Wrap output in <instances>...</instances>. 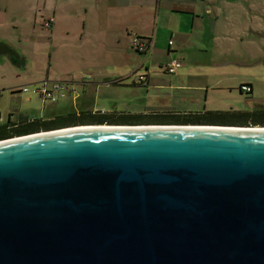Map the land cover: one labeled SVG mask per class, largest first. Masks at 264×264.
<instances>
[{
    "label": "water",
    "instance_id": "95a60500",
    "mask_svg": "<svg viewBox=\"0 0 264 264\" xmlns=\"http://www.w3.org/2000/svg\"><path fill=\"white\" fill-rule=\"evenodd\" d=\"M0 264H264V126L0 139Z\"/></svg>",
    "mask_w": 264,
    "mask_h": 264
},
{
    "label": "crops",
    "instance_id": "0c3cea01",
    "mask_svg": "<svg viewBox=\"0 0 264 264\" xmlns=\"http://www.w3.org/2000/svg\"><path fill=\"white\" fill-rule=\"evenodd\" d=\"M41 4L53 9L52 34L62 37L64 47L83 52L77 67L85 69L80 73L86 77L77 86L71 82L74 89L57 101L20 92L21 84L14 83L22 80L0 81V127L8 133L24 134L13 129L70 114L77 118L67 126L90 125L95 117L88 112L100 111L90 109L85 97L105 89L132 95L119 106L128 111L127 121L112 125L264 126V116L244 121L234 115L264 111V0H43ZM15 7L11 0L0 1L1 33L21 35L22 26L4 22L7 16L20 14ZM136 34L153 37L147 64H138L130 54L139 53L132 47ZM170 39L175 41L171 52ZM0 44L17 51L10 39L0 37ZM163 51L165 59L157 60ZM5 54L0 53V60L7 62L10 55ZM21 55L27 66V56ZM172 58L182 62L174 73L167 70ZM138 75H145L147 83H138ZM29 80L36 84L43 79ZM242 84H249L251 92L241 91Z\"/></svg>",
    "mask_w": 264,
    "mask_h": 264
},
{
    "label": "rangeland",
    "instance_id": "374dc122",
    "mask_svg": "<svg viewBox=\"0 0 264 264\" xmlns=\"http://www.w3.org/2000/svg\"><path fill=\"white\" fill-rule=\"evenodd\" d=\"M11 1L16 6L15 9H18L16 12H20V14L7 16L4 22L11 26H22L23 29L20 33L21 35H11L9 32L6 35L0 31V37L12 40L13 45L17 47V51L15 52L18 55L20 54L22 60L21 62L18 60L14 62L11 56L7 58V62L6 60H0V81L7 83L22 80V82L14 83L21 84L22 86L31 84L32 82L29 79L32 77L43 80L49 78L51 81L63 82L68 88V95L70 89H74L70 86L71 82L76 85L83 77H86L80 73L84 72L85 69L83 67H77L79 65L78 57L83 52L78 51L76 47H64L61 44V42L63 43L62 37L59 35L54 36L49 28L50 26H45L46 21L53 17V9L51 7L43 8L41 4L43 0ZM29 7L31 11L28 16L29 12L27 11ZM38 8H41V11H37ZM11 31L12 29H10ZM238 52L243 53V50L238 49ZM23 53L29 61L27 66L24 64V57L21 55ZM163 53L164 51L157 54V57H159L157 60L165 59L162 56ZM244 53L246 54L245 51ZM130 54L133 56L132 59H137L138 64H143V62L147 64L150 61V57L145 59L142 53L139 54L135 51H130ZM2 55L0 57H3ZM5 55L7 57V54ZM131 97V94L125 95L114 89H105L103 92L89 93L84 101L92 105L90 108L92 110L100 111L103 114L110 113L114 118L119 117L121 119L120 117H124L125 114H128V111L123 112L125 110L119 109V106L125 101V98ZM41 102L43 103L42 100ZM88 113L94 114L96 112L93 113L90 111ZM126 116L129 118V115ZM129 122L133 123L136 121L129 120Z\"/></svg>",
    "mask_w": 264,
    "mask_h": 264
},
{
    "label": "built area",
    "instance_id": "2783aa9c",
    "mask_svg": "<svg viewBox=\"0 0 264 264\" xmlns=\"http://www.w3.org/2000/svg\"><path fill=\"white\" fill-rule=\"evenodd\" d=\"M50 21L46 22V26H50ZM175 41L174 39L169 40L170 49L169 52L173 51ZM153 46V37H142L136 34L132 39V47L139 52L144 54V58L147 59L151 53ZM144 63V62H143ZM182 66V62L177 58H172L168 63L167 70L170 73L176 72ZM138 83L146 84V76L138 75L136 78ZM22 93H28L38 96L44 101H57L67 95V86L63 82L58 81H42L36 84H26L17 88ZM241 91L246 93L251 92V86L249 84H242L240 87Z\"/></svg>",
    "mask_w": 264,
    "mask_h": 264
},
{
    "label": "trees",
    "instance_id": "16d2710c",
    "mask_svg": "<svg viewBox=\"0 0 264 264\" xmlns=\"http://www.w3.org/2000/svg\"><path fill=\"white\" fill-rule=\"evenodd\" d=\"M51 19V18H50ZM50 19L48 21H50ZM46 21V22H48ZM53 22V18L52 21L50 22V26ZM46 26V23H45ZM89 115L95 117V122H103L104 120L109 121L110 123H114V122H118L120 121H127L128 116L127 117H120L121 119H119V117H115L112 114H103V113H97V114H92L89 113ZM235 117L238 119H242L244 121H256L258 117L260 116H264V111H251V112H235L234 113ZM75 118H77L75 115H65V116H61V117H56L54 119H50V120H46V121H41V120H34L32 122H27V123H22L21 125H19L18 128L13 129V131L17 132H26L24 134H29V133H34V132H39L41 130H51L53 128H55L54 126H59V125H63L65 123L64 126H67L66 124L70 123L71 121H73ZM61 126V127H64ZM21 133H17V134H12V133H8L6 130V127H0V139H5V138H10V137H14V136H19V135H24Z\"/></svg>",
    "mask_w": 264,
    "mask_h": 264
},
{
    "label": "flooded vegetation",
    "instance_id": "af4514ba",
    "mask_svg": "<svg viewBox=\"0 0 264 264\" xmlns=\"http://www.w3.org/2000/svg\"><path fill=\"white\" fill-rule=\"evenodd\" d=\"M111 123L109 121H107V120H104L103 122H99V120H98V122H93L91 124H95V125H97V124H110V125H112Z\"/></svg>",
    "mask_w": 264,
    "mask_h": 264
}]
</instances>
